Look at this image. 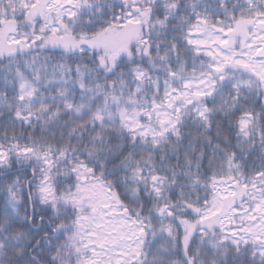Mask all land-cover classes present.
I'll return each instance as SVG.
<instances>
[{"label": "snow or ice", "instance_id": "1", "mask_svg": "<svg viewBox=\"0 0 264 264\" xmlns=\"http://www.w3.org/2000/svg\"><path fill=\"white\" fill-rule=\"evenodd\" d=\"M0 264H264V0H0Z\"/></svg>", "mask_w": 264, "mask_h": 264}]
</instances>
